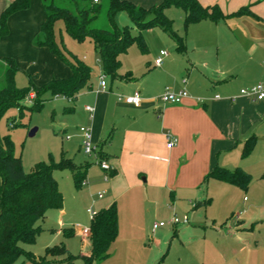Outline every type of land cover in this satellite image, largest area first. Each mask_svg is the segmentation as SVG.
Here are the masks:
<instances>
[{
  "label": "crops",
  "instance_id": "0c3cea01",
  "mask_svg": "<svg viewBox=\"0 0 264 264\" xmlns=\"http://www.w3.org/2000/svg\"><path fill=\"white\" fill-rule=\"evenodd\" d=\"M13 1L0 0V16ZM199 2L204 7L218 5L226 16L242 8L249 14L190 25L183 34L184 54L177 49V55L168 52L163 65L142 79L117 80L119 85L107 82V90L97 94L90 81L89 92L82 90L76 96L78 100L85 95L87 106L95 109L92 118L83 109V126L92 129L95 144L112 168L106 181L107 173L98 164H89L86 181L99 188L96 212L117 204L119 232L127 223L132 233H138L152 211L165 213L168 220L188 216L189 224L199 215L206 237L216 245L208 264H264V100L241 95L244 89L264 85V0ZM44 21L41 0H31L28 10L9 18V32L0 39V58L14 59L20 71L41 77L43 83L72 74L49 49L36 46ZM115 88L119 93H114ZM167 88H186L189 97L179 105L166 104L160 97ZM136 92L143 99L140 107L117 100ZM167 133L177 139L171 149ZM251 138L256 139L254 149L243 157ZM217 168L248 173L252 181L247 191L209 177ZM202 211L205 216L199 214ZM72 219L64 197V208L49 210L39 223L47 236L41 250L67 243L66 230L82 240L79 223L73 224ZM185 227L175 226L172 238L190 230ZM155 233L162 237L168 232ZM85 239L81 255L90 256L92 244ZM39 252L33 254L39 258ZM15 264L33 263L18 260Z\"/></svg>",
  "mask_w": 264,
  "mask_h": 264
},
{
  "label": "trees",
  "instance_id": "16d2710c",
  "mask_svg": "<svg viewBox=\"0 0 264 264\" xmlns=\"http://www.w3.org/2000/svg\"><path fill=\"white\" fill-rule=\"evenodd\" d=\"M41 0L45 12V21L35 44L39 48H47L50 52L71 69V76L65 79H53L41 87L31 83L29 87L18 88L16 77L20 68L12 58H0L6 64L0 75L3 86L0 89V121L13 108H19L22 101L34 94L35 105L27 108L34 112L42 109L44 97L64 96L75 98L91 81L90 66L73 55L66 48H60L56 42L55 25L63 21L66 32L76 41L90 39L99 54L103 74L111 82L123 80L136 81L132 72L125 75L119 73L122 67L121 57L136 44L143 54L149 52L143 32L161 28L171 35L177 44V51L185 53L186 36H179L173 30V21L169 20L165 11L177 7L184 12V29L202 21H223L229 18L248 15L247 8L226 16L218 5L204 7L199 0H164L162 4L145 9L127 0ZM31 0H14L0 16V39L8 34L9 18L23 10H28ZM106 9L108 28L95 27V22ZM126 12L138 35L130 26L120 27L117 16ZM11 126V124H10ZM16 124L14 127H17ZM256 139H249L243 149V157H247L254 149ZM100 158L106 157L100 152ZM89 164L76 165L72 159L62 153L60 162L51 158L50 163L40 162L27 173L23 168L21 156L15 155V146L11 136H0V264H15L24 257L33 264H73L76 257L70 254L65 244L46 249L45 256L37 258L26 251L25 245H33L43 232L38 225L45 219L49 210L64 208V196L55 179V172L70 171L75 187L81 190L87 178ZM209 177L232 184L247 191L252 178L242 169L234 171L217 168ZM92 244L90 256H81L85 264L107 260L111 248L119 236V211L114 203L107 209L96 212L91 223ZM67 238L74 237V232L65 231ZM66 257L65 261L59 260ZM49 258L54 261L48 260ZM58 259V260H56ZM163 259L158 264H161Z\"/></svg>",
  "mask_w": 264,
  "mask_h": 264
},
{
  "label": "rangeland",
  "instance_id": "374dc122",
  "mask_svg": "<svg viewBox=\"0 0 264 264\" xmlns=\"http://www.w3.org/2000/svg\"><path fill=\"white\" fill-rule=\"evenodd\" d=\"M135 5L149 9L158 6L164 0H127ZM107 1H104L106 7ZM166 17L173 21V30L179 35L186 34L184 31V12L177 7L168 8L165 11ZM117 24L120 27L130 26L134 28L126 12H122L117 16ZM95 27L108 28L109 23L106 17V9L100 14L95 22ZM133 33L138 35V30L134 28ZM56 42L60 48L64 47L73 55L86 62L92 71L91 82L95 84L94 93L99 84L100 76L103 74L102 64L99 54L96 52L94 43L87 39L84 42H78L73 39L65 30L63 21H58L55 25ZM143 37L149 48L147 54H143L136 44L132 45L128 52L121 57L122 67L120 74L132 72L136 79L142 77L155 68L154 62L158 58L161 50L169 52L171 55H177L176 43L170 34L161 28L150 29L143 32ZM50 51V50H49ZM52 54V53H51ZM54 55V54H53ZM61 63L58 56L54 55ZM86 57V59H85ZM64 64V63H63ZM65 65V64H64ZM6 64L0 61V72L3 71ZM40 79V83L36 80ZM107 82L119 85V81L107 79ZM34 84L41 87L48 82H41L40 78L30 76L25 71H20L16 77V85L18 88H26ZM3 86V76L0 75V89ZM114 93H119L115 88ZM89 92L85 87L81 93ZM79 95L78 100L69 99L64 96L52 97L46 94L44 97V105L39 111H30L27 108L35 105V99L26 98L21 102L19 108L11 109L0 121V136L3 138L10 135L15 146V155L21 156L23 168L25 172L30 173L36 164L40 162L50 163L51 158L56 163L60 162L62 153L67 158L73 160L76 165L96 164L94 156H86L81 150V136L78 131L83 123L85 113L83 109L87 107L85 95ZM118 102H121L117 98ZM70 108H74L76 112H71ZM11 124V126H10ZM17 127H14L15 125ZM65 129H68L65 131ZM33 130H37L34 136H30ZM70 139H67V137ZM100 168V167H99ZM55 179L58 183L60 191L66 197L67 209L73 218V224L90 227L92 219L88 213V209L96 208V200L99 195V188H92L91 182L83 186L81 190L75 187L73 175L70 171L55 172ZM78 196V198H76ZM204 211V209H202ZM199 214H203L204 212ZM96 212V211H95ZM166 212V211H165ZM47 215V214H46ZM205 216V215H204ZM46 217V216H45ZM45 220V219H44ZM43 220V221H44ZM42 221V222H43ZM168 222L165 213L148 214L139 225L138 233L131 232V224L123 225L119 232L118 240L115 241L111 248V255L107 260L95 261L92 264H208L212 257L211 252L215 250V241L206 237L205 224L202 222V216L195 215L192 218L188 228L180 238H172L175 226L167 225L156 231H153L155 223ZM39 225V224H38ZM41 228L42 226L39 225ZM184 225H178L177 229H185ZM43 229V228H42ZM165 230L162 237L156 235L155 232ZM172 230V231H171ZM44 231V230H43ZM43 233V232H42ZM42 233L33 245H25L24 248L28 252L39 251L41 257L45 256V251L41 250L44 243ZM121 234V235H120ZM120 237V238H119ZM69 238L68 245L65 242L70 254L76 257L73 264H85L81 258L83 253L82 241L84 237ZM84 239V240H83ZM211 241L214 243L212 244ZM43 249V248H42ZM50 259V258H49ZM48 259V260H49ZM66 257L59 260L65 261ZM20 261L27 260L22 257ZM58 260V259H56ZM54 261L53 259L51 260Z\"/></svg>",
  "mask_w": 264,
  "mask_h": 264
},
{
  "label": "built area",
  "instance_id": "2783aa9c",
  "mask_svg": "<svg viewBox=\"0 0 264 264\" xmlns=\"http://www.w3.org/2000/svg\"><path fill=\"white\" fill-rule=\"evenodd\" d=\"M95 2L97 3L98 0H95ZM166 56H168V52L167 51H161L160 55L158 56V58L154 62V66L156 68L161 67L164 63V58ZM107 79H108V77L104 74H102V76H100V88L96 90L97 93H100V92L107 90V88H108ZM183 83L186 84L187 81L184 80ZM241 95L253 97L256 100L262 101V100H264V85L263 84H257L250 89H244L241 91ZM188 97H189V93L186 90V88H184L180 91H174L171 88H167L166 91L160 97V99H161V101H163L166 104L179 105V104H182L184 102V100L187 99ZM29 98L34 99V94H32ZM119 100L121 102H124L127 105H131L134 107H140L142 105V102H143V99H142L141 94L139 92H136L133 95H128V96L120 95ZM232 100H234V98ZM86 111L90 114V116L92 118L93 114L95 112V109L91 106H87ZM78 131H79L80 136H81V145H80L81 150L84 152V154L86 156H94L96 158V162L99 165V167L101 168V170H103L107 173L104 177L105 180L107 181L109 179L108 173L111 171L112 168L109 166V164L106 160L100 158V150L93 140L92 129L90 127H87V126H82L78 129ZM166 138H167V147L169 149L176 146L177 139L175 138V136H173L171 133H167ZM67 139H70V137L68 136ZM85 185H87L86 180L83 182V186H85ZM99 197L102 198V195H100ZM193 206L195 207V204ZM88 213H89L91 219L93 220L95 215H96V212L92 209H89ZM180 224H182V225L189 224L188 216H184L183 218H180L178 216H174L168 222L155 223L153 226V231H156V230L163 228L167 225L178 226ZM76 227L80 230L82 237L89 238V236L91 235V228L90 227L87 228V227H82L80 225H77Z\"/></svg>",
  "mask_w": 264,
  "mask_h": 264
},
{
  "label": "water",
  "instance_id": "95a60500",
  "mask_svg": "<svg viewBox=\"0 0 264 264\" xmlns=\"http://www.w3.org/2000/svg\"><path fill=\"white\" fill-rule=\"evenodd\" d=\"M37 130H33L30 134V136H34Z\"/></svg>",
  "mask_w": 264,
  "mask_h": 264
}]
</instances>
